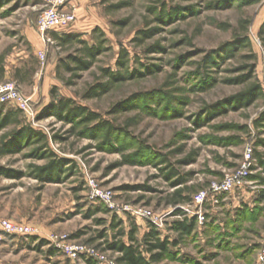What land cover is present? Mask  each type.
Masks as SVG:
<instances>
[{
    "label": "rangeland",
    "instance_id": "1",
    "mask_svg": "<svg viewBox=\"0 0 264 264\" xmlns=\"http://www.w3.org/2000/svg\"><path fill=\"white\" fill-rule=\"evenodd\" d=\"M163 2L176 11L161 22ZM44 3L0 0V85L16 82L32 98L36 115L23 113L22 127L47 138L38 153H55L67 164L60 180H41L37 167L52 158L34 151L45 142L32 144L16 133L5 142L3 136L18 128L0 130V219L39 230L25 236L0 228V255L13 252L10 257L18 264H91L90 257L96 264H117L119 252L108 248L114 234L137 225L142 242L153 225L161 236L178 242L155 264H260L264 99L243 106L231 98L256 82L264 93V0H88L78 14L88 24L80 35L90 44L100 43L104 51L93 67L75 77L62 70V78L72 80L69 85L57 78V63L69 54L82 56L80 45L59 47L51 36L56 30L47 33L49 41L43 39L37 19ZM153 27L158 29L152 38L136 41L139 31ZM240 36L249 38L255 60L243 44L232 51L224 48ZM123 48L129 53L127 66L136 73L107 92L90 94L91 88L109 81L102 68L127 71L117 63ZM217 50L222 51L217 61L204 64ZM246 65L254 69L253 77L238 83L235 79L252 75ZM53 89L56 97L97 111L129 134H119L120 141L115 137L111 145L101 138L78 137L70 123L45 116ZM3 108L6 115L17 106L8 102ZM123 140L129 142L120 152ZM141 146L145 155L137 164L127 163L125 156ZM250 147L252 162L240 186L194 201L215 181L240 170ZM68 165L73 168L67 171ZM172 168L177 173L168 175ZM181 189L190 200L175 204L174 192ZM245 191L251 194L248 199ZM234 193L244 199L240 207L229 203ZM191 219L196 222L191 234L182 236L172 228L175 221ZM119 221L122 225L113 229L112 223Z\"/></svg>",
    "mask_w": 264,
    "mask_h": 264
},
{
    "label": "trees",
    "instance_id": "2",
    "mask_svg": "<svg viewBox=\"0 0 264 264\" xmlns=\"http://www.w3.org/2000/svg\"><path fill=\"white\" fill-rule=\"evenodd\" d=\"M167 3L163 2L161 6V10L158 13V19L164 20L167 16H172V14L176 11L175 9H171V7L167 10L166 7ZM157 7H151L150 10H156ZM163 22V21H161ZM158 28L153 27L150 30H141L142 36H138L136 41L139 43H143L146 39L152 38L155 34V30ZM261 35H264V25L261 28ZM99 29L96 28L94 32L98 33ZM54 41H56L57 45L61 48L64 47H73L79 46L80 52L82 56H77L73 54H69L64 59H60L57 63V78L65 81L64 78L61 76V71L71 72L72 77L76 76L75 72H80L82 70L89 69L94 66V62L97 60V56L100 55L104 50L103 47L99 44H90L85 39L82 38V35L79 33H72V32H52L51 34ZM264 43V36L262 37ZM240 44H243L245 47L250 49L249 58L252 60L256 59V55L253 53L252 44L249 41L247 36H240L233 42H228L227 45L224 47L227 50H234L235 47H239ZM222 51H212L208 56H206L203 60L205 61L204 64H211L212 62L217 61V57H220ZM129 56L128 51L123 48L121 55L119 56L118 65L121 68H125L127 71L125 72H116L111 68H102L104 73V77L108 78V83L104 85L98 84L95 87L91 88L89 91L90 94L95 95L99 92H107L109 91L110 87L114 83L124 82L133 76L136 72L130 70V67L127 66V58ZM216 56V57H215ZM143 65V64H142ZM205 67V65H203ZM251 67L246 65L245 68L249 69L250 73L252 74L250 77L246 75H242L241 77L235 79L238 83H244L250 80L253 77L254 69L251 71ZM204 71V70H203ZM140 72L138 69L137 73ZM66 84H72V80L69 79L65 81ZM101 91H97L100 89ZM262 88L258 85V83H253L250 85L249 89L242 92V94L233 96L231 98L232 103L241 105H252L257 101L259 98L264 99V93L261 90ZM56 90H52L54 96V100L50 106L46 108L47 113L45 116H52L55 115L60 121L64 123H70L72 125L71 132L76 134L78 137L87 136V137H94L101 138L103 140V144L111 145L115 141H120V135L129 134L126 127L121 128L120 126H116L114 122L111 120L104 119L100 113L97 111H93L90 108H87L84 105L77 104L73 99L68 97H56L55 94ZM167 94V93H165ZM7 104V103H0V109ZM45 110V111H46ZM4 108L0 111V130L3 128H7L8 126L14 125L15 128L17 127L16 131L9 132L3 136V139L6 140L15 133L19 134L17 138H21V140L25 139V141H29L32 144H36L38 142H45L43 146L39 147L34 153L38 155H42L45 158H52L51 161L44 166L37 167V177L41 180L54 182L61 179V175L64 166L67 164L66 160L58 158L55 153H51L47 150L38 153L39 150L46 148L47 138L45 135L39 131H34L28 126L22 127L21 125V116L23 115V111L16 109H10L6 115H3ZM258 122V121H257ZM259 123V122H258ZM131 124V123H130ZM128 124V126H130ZM13 135V136H14ZM12 136V137H13ZM129 141L123 140L121 144L118 146L117 150L120 152L126 151V144ZM145 155V152L142 150V146L140 147L138 152L130 153L125 156V161L129 164H137L142 156ZM166 159H161V162H165ZM73 166V165H72ZM68 165V169H72L73 167ZM175 168H172L169 171L168 175L176 174ZM183 180V178H181ZM184 190H176L174 192V199L173 202L175 204L186 203L190 200L188 195H184ZM113 229L116 227H120L121 221L112 223ZM196 226L195 219L184 221H175L172 225V228L180 232L182 236H186L191 234ZM138 227L134 225L131 227L129 232L127 233L125 229L120 228L113 236V241L108 243V248L110 250L118 251L119 256L117 257V264H155L159 263L166 254L170 253V250L174 245H177V240L170 239V237L161 236L159 229L155 226L151 225L150 230H148L144 236L142 242L137 237ZM126 237L127 240L124 239ZM91 264H96L93 259L88 260Z\"/></svg>",
    "mask_w": 264,
    "mask_h": 264
},
{
    "label": "built area",
    "instance_id": "3",
    "mask_svg": "<svg viewBox=\"0 0 264 264\" xmlns=\"http://www.w3.org/2000/svg\"><path fill=\"white\" fill-rule=\"evenodd\" d=\"M74 0H45L44 9L41 11L37 19V29L45 41H49L47 33L51 30L69 26L76 21V7L71 5ZM41 58L45 59V54L41 53ZM14 103L17 108L23 111L29 117H35L36 109L32 98L24 95L18 88L16 82H6L0 85V103ZM253 158V149L250 147L246 153V162L237 172L225 176L223 180L215 181L208 190H202L194 198L197 203H202L209 197L210 193L214 196L229 192L233 188L240 186L247 175L250 163ZM110 198V197H108ZM0 228L3 232L19 235H31L39 230L28 223H18L12 219H0ZM78 249V248H77ZM74 249L75 251H78ZM73 251V255L77 256L79 252ZM81 253V252H80ZM92 257H90L91 259ZM260 264H264V241L259 255Z\"/></svg>",
    "mask_w": 264,
    "mask_h": 264
},
{
    "label": "crops",
    "instance_id": "4",
    "mask_svg": "<svg viewBox=\"0 0 264 264\" xmlns=\"http://www.w3.org/2000/svg\"><path fill=\"white\" fill-rule=\"evenodd\" d=\"M88 4V0H74L71 5L75 6L76 7V22H74L73 24H71L69 27H66V31L65 32H72V33H81L80 31H83L82 29H85V27H87V21H84V20H79L78 18V14L79 12H81L82 8L84 6H86ZM91 21V20H90ZM64 28V27H63ZM59 30H62V29H59ZM58 31V30H56ZM264 163V161H263ZM246 193L248 191H245ZM248 196L247 199L251 196L250 193H247ZM241 195L240 194H232L230 197H229V203L232 202V204L235 206V207H240L241 204H242V200L244 201L243 198L240 197ZM3 247V245L0 244V248ZM2 249V248H1ZM11 255H14L13 252L10 253L9 251H6V253H4V255H0V264H18L16 263V261L14 259H11Z\"/></svg>",
    "mask_w": 264,
    "mask_h": 264
}]
</instances>
